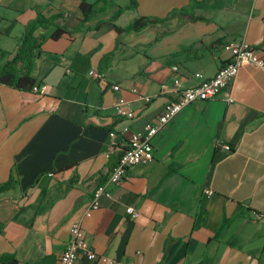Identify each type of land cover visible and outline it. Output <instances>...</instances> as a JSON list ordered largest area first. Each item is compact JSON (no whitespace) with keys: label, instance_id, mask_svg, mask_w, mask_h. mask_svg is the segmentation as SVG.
Wrapping results in <instances>:
<instances>
[{"label":"crops","instance_id":"1","mask_svg":"<svg viewBox=\"0 0 264 264\" xmlns=\"http://www.w3.org/2000/svg\"><path fill=\"white\" fill-rule=\"evenodd\" d=\"M130 2L0 0V264L58 262L130 134L172 98L162 85L213 78L228 42L245 39L264 58V0H138L112 21ZM82 3L94 5L88 20ZM183 9L200 19L117 30ZM27 35L46 94L7 82L25 74ZM121 98L134 119L117 116ZM152 144L153 160L128 169L83 221L97 259L79 253L76 264H264V71L243 66L227 94L186 106Z\"/></svg>","mask_w":264,"mask_h":264},{"label":"built area","instance_id":"2","mask_svg":"<svg viewBox=\"0 0 264 264\" xmlns=\"http://www.w3.org/2000/svg\"><path fill=\"white\" fill-rule=\"evenodd\" d=\"M1 25L0 19V34ZM223 49L230 55V60L225 66L219 69L213 78L205 79L201 74H196V78L200 81L194 87H183L182 78H175L172 86L166 84L161 86V93L171 95L172 98L165 105L162 114L158 117L155 124L147 125L142 132H133L130 134L129 144L119 155L118 162L113 166L107 180L97 187L82 217L72 224L70 229V242L65 251L60 255L56 264H76L79 253H83L89 260L97 259V255L93 253L85 239L83 221L92 217L93 212L99 209L100 201L103 197H112L110 186L122 182L127 177L128 169L153 160L152 139L162 128L170 123L186 106L198 101H208L222 94H227L243 66L254 65L264 71V58L245 39L228 42L224 45ZM173 70L177 72L179 69L178 67H174ZM89 74L93 79L104 85L107 84L105 74L96 70H91ZM113 89L118 91L120 87L114 86ZM32 91L42 95L48 92V88L44 85H34ZM144 99L147 102L151 100L150 97H145ZM115 108L118 117L129 120L135 118V113L128 108L127 101L124 98L118 100ZM111 137L115 138V133H111ZM114 149L115 144L112 143L110 150L113 151ZM225 149L229 150L230 147L225 146ZM206 194H213V191L208 190ZM127 212L133 216H137L133 208H128ZM102 260L110 262L106 258ZM110 264L118 263L110 262Z\"/></svg>","mask_w":264,"mask_h":264},{"label":"trees","instance_id":"3","mask_svg":"<svg viewBox=\"0 0 264 264\" xmlns=\"http://www.w3.org/2000/svg\"><path fill=\"white\" fill-rule=\"evenodd\" d=\"M105 1V0H104ZM137 1L138 0H131L130 4L124 8V9H120L116 15L113 17L112 21H116L118 18H120V16L123 14V12L125 10H129V9H135L137 7ZM81 9L85 15V19L88 20L90 19L95 13L96 11H94V5L91 4H87V3H82L81 5ZM180 16H185V17H189L190 20H198L200 18L198 17H194L192 15H189L188 10L183 9V10H177L174 11L173 13H171L166 19H148L145 17H141L138 18L136 20H134L127 28H125L124 30H122L121 28L117 27L118 32H130V31H134V32H140L143 29H146L152 25H156V24H162L165 21H168L172 18H177ZM43 22V19L40 20V23ZM45 22V21H44ZM64 31L59 29L55 34H54V38H58L60 37V35L63 33ZM36 48V45L33 44L31 42V36L27 35L24 39H23V43L21 45L20 48V53H19V57L22 56V50L27 53L26 54V58L27 60V65H25L26 71L23 77L19 78L17 80V82L14 84V82L12 80H9L7 82H9V84H11L10 86H14L18 89H22V90H32L33 86L35 85V81L31 78V71H32V62L30 60V55L31 52L33 51V49ZM26 62V59H24ZM3 81V80H2Z\"/></svg>","mask_w":264,"mask_h":264}]
</instances>
